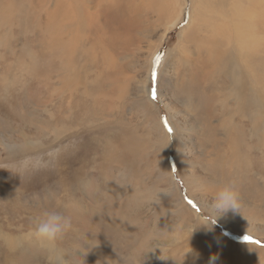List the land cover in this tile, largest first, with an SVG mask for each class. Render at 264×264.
I'll return each mask as SVG.
<instances>
[{"label":"rangeland","instance_id":"1","mask_svg":"<svg viewBox=\"0 0 264 264\" xmlns=\"http://www.w3.org/2000/svg\"><path fill=\"white\" fill-rule=\"evenodd\" d=\"M7 1L0 0V264H264V102L247 121H258L249 143L258 168L241 188L240 159L225 134L206 132H220L221 120L206 125L192 100L174 97L202 66L184 50L195 29L207 37L213 24L208 11L199 13L203 0H137L144 18L133 29L111 24L105 37L115 42H72L60 60L49 53L46 28L58 1ZM207 1L219 10L237 4ZM252 1L255 15L264 12V0ZM257 35L264 38L258 27ZM72 53L79 56L68 60ZM214 142L228 152L214 153ZM225 184L238 191L240 211L215 218L209 207ZM52 210L72 229L48 244L29 231ZM208 221L211 228L201 225Z\"/></svg>","mask_w":264,"mask_h":264},{"label":"bare ground","instance_id":"2","mask_svg":"<svg viewBox=\"0 0 264 264\" xmlns=\"http://www.w3.org/2000/svg\"><path fill=\"white\" fill-rule=\"evenodd\" d=\"M57 1L60 5L55 12H51L47 17L46 28L51 31L50 40L55 45L49 53L59 60L66 57L64 56L65 50L69 49V47L66 48V45L72 44V42L80 45L88 41L102 40L103 43L111 44L115 42L116 37H105L112 30L111 24L119 25V29L125 27L126 30H129L141 22L142 16L140 17L139 11L141 4L137 0ZM157 1L160 2L161 0ZM232 1L234 0H213V2L221 3L223 6L233 3ZM236 1L241 6L235 4L234 8L219 10V8L209 7L208 1L203 0L201 3L203 10H201L202 8L197 9L199 13L208 11V16L212 20L210 23L213 24L208 26L207 37L197 38L198 34H201L198 29L189 35L188 46L193 45L190 48L185 47L184 55H187L185 57L187 59L189 56L201 58L202 66L195 68L196 72L187 78L184 85L173 96L177 101L183 103L192 100L194 103L191 105L192 112L194 111L195 117H198L199 114L206 116L204 118L206 125L212 120H221L219 123L222 126L220 132L216 131L214 126L206 128V132L217 133V135H222V132L225 134L226 137L223 141L229 149V153L236 159H240L237 165L242 167V173L235 182L240 181L239 186L244 188L249 180V173H256L258 168V164L253 162L252 151L249 146V143H254L258 139L259 131L256 130L258 121L248 124L247 121L248 119L255 120L259 116L260 99L264 102V38L257 35V27L259 34L264 33V26L262 25L264 12L255 15L252 0L248 2L250 6H247L246 9L243 6L244 0ZM161 3L162 1L159 4L163 6L164 2ZM204 3L207 7L203 6ZM0 8L3 9L4 7ZM255 8L257 9V7ZM260 9L262 8L260 7ZM35 13L37 12L35 11ZM5 16L2 18L5 19ZM40 16L44 15L40 13L38 19H41ZM202 18L204 17L198 18V23L202 21ZM216 18L218 22H215ZM195 19L196 17L193 15L192 25ZM205 19L207 18L205 17ZM199 20L201 21L199 22ZM198 28L203 32L206 25ZM99 43L98 45H100ZM77 48L75 47V50ZM90 50L93 51V48ZM76 55L77 53H74L68 60L79 56ZM90 59L91 63L92 57ZM78 73L81 74V72ZM80 74L78 75L80 76ZM77 82L79 83V81ZM200 87H207L208 91L200 89ZM212 90L214 91L213 94ZM249 133L255 138L247 137ZM260 145L263 149L264 139L260 141ZM212 149L214 153L220 156L228 152L220 148L217 142L212 143ZM216 169L217 167H214V170Z\"/></svg>","mask_w":264,"mask_h":264},{"label":"clouds","instance_id":"3","mask_svg":"<svg viewBox=\"0 0 264 264\" xmlns=\"http://www.w3.org/2000/svg\"><path fill=\"white\" fill-rule=\"evenodd\" d=\"M229 210L240 211L239 193L234 185L225 184L216 190L209 207V215L216 218ZM201 225L212 227L210 221ZM71 229V219L59 210H52L45 212L34 221L29 234L38 241L55 244Z\"/></svg>","mask_w":264,"mask_h":264},{"label":"snow or ice","instance_id":"4","mask_svg":"<svg viewBox=\"0 0 264 264\" xmlns=\"http://www.w3.org/2000/svg\"><path fill=\"white\" fill-rule=\"evenodd\" d=\"M160 60H161V55L160 54H157L156 57L154 58V67H153L152 73H151V79H152V82H153V86H152V89H151V98L153 100H155L156 99V96H157L156 86H155L156 77H157L156 66L159 65ZM163 120H164V126L167 129V131L169 133H172L173 129H172L171 126H169L168 121H167V118L165 117V118H163ZM189 203H191V201ZM244 239L245 240H248V241H251L252 240V238L249 237V236H245Z\"/></svg>","mask_w":264,"mask_h":264}]
</instances>
